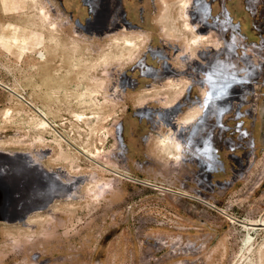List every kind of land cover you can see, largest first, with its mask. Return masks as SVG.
Returning <instances> with one entry per match:
<instances>
[{
	"label": "rangeland",
	"instance_id": "374dc122",
	"mask_svg": "<svg viewBox=\"0 0 264 264\" xmlns=\"http://www.w3.org/2000/svg\"><path fill=\"white\" fill-rule=\"evenodd\" d=\"M119 2L99 36L0 0V152L77 191L0 220V264H264V0Z\"/></svg>",
	"mask_w": 264,
	"mask_h": 264
},
{
	"label": "bare ground",
	"instance_id": "6f19581e",
	"mask_svg": "<svg viewBox=\"0 0 264 264\" xmlns=\"http://www.w3.org/2000/svg\"><path fill=\"white\" fill-rule=\"evenodd\" d=\"M82 2L88 6L90 13V16L86 18L85 23L82 24V28L88 33L100 36L109 32L110 29L117 25L118 18L122 17L124 14L119 0H82ZM0 154L2 156L0 159V186L10 190L8 192L14 193L12 201L9 198L8 201L10 202H8L6 206H1L0 220L5 222H15L16 220L21 219L23 215L20 213L23 212L26 214V207H28L27 204L29 203H31L29 206L32 205V207L28 209V212L38 209L39 207L45 208L47 207V204L54 199L72 200V198H77V195L75 194L77 191L73 193L75 187L73 189H70V186V188L62 187L54 180L56 177L54 179L51 178L53 177V170L42 160V158L47 157L46 152H44L45 155H41L42 158H40V160L39 158H31L32 163H30L28 167L25 166V168L21 165L20 161H16L17 158L21 159L20 156H24V151H11L8 154L0 152ZM33 156H35V154ZM13 160L15 162H13ZM58 174L59 173L56 175ZM78 180H80V177ZM77 185L78 183L76 186ZM38 199L41 201L38 202Z\"/></svg>",
	"mask_w": 264,
	"mask_h": 264
},
{
	"label": "water",
	"instance_id": "95a60500",
	"mask_svg": "<svg viewBox=\"0 0 264 264\" xmlns=\"http://www.w3.org/2000/svg\"><path fill=\"white\" fill-rule=\"evenodd\" d=\"M262 225V224H261Z\"/></svg>",
	"mask_w": 264,
	"mask_h": 264
}]
</instances>
